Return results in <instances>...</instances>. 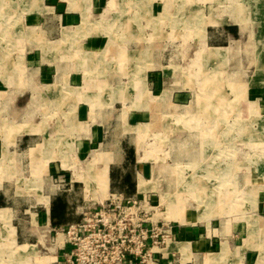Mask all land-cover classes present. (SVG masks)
Masks as SVG:
<instances>
[{"label": "rangeland", "instance_id": "1", "mask_svg": "<svg viewBox=\"0 0 264 264\" xmlns=\"http://www.w3.org/2000/svg\"><path fill=\"white\" fill-rule=\"evenodd\" d=\"M63 1L69 5L70 10L78 9L83 14L81 28L87 27L90 31L95 26L102 27L110 34L111 44L133 39L131 32L140 38L139 41H143L142 38L148 33V38L156 45L157 48L155 46L154 48L157 52L164 54L169 52L166 56L161 54L162 59L164 58L162 64L169 65L173 71L179 72V77L182 76L183 79L180 84L184 91L191 96L196 95L205 112H209L210 102L214 101L218 93L226 92L224 85L219 86L222 84L220 80L222 75L219 72L228 71L224 70L223 64L212 71L208 67H201L202 62L206 65L204 60L217 59L226 51V48L222 47H206L204 39L206 16L210 20H215L225 13L223 10L227 8L232 14L243 12L244 23L241 26L251 30L252 34L255 32L261 35L259 21L264 15V0H168L164 2L166 6L158 16L157 13L152 14L149 9L150 4L156 0H116V4L111 0L109 6L99 9L88 8L92 0ZM44 5L49 6L46 0H0V144L6 135L4 138L6 147L9 144L8 140L15 138L18 114L10 110L8 102L11 98L8 96V88L4 85H7V82L12 83L11 87L13 82L18 81L27 88L29 66L25 61L22 64L23 58L21 59L19 53L22 51L26 55L25 46L29 45L28 42H34L35 35H40L35 32L31 16L40 12L42 16L40 25L47 22L48 25H53V16L44 14L47 11ZM88 9L90 15L86 13ZM94 10L96 12H93ZM62 32V44L64 42L71 44L77 38V32ZM191 42L194 45L193 49L190 46ZM195 45L199 47L198 52L195 51ZM245 46L243 51L231 50V53L226 54L224 63L229 65L230 61L242 57L249 66L242 72L243 75L253 76L256 72L254 59L257 56V71L260 75L264 72V35L262 38L253 36L252 40L248 39ZM61 47L62 45L49 46L48 50H59ZM256 48L258 52H255ZM149 52L144 50L142 60L140 59L141 66L145 63L142 61L150 59ZM221 61L220 63H223ZM144 70L145 68L140 69ZM209 74H215L214 79L203 81ZM200 79L202 83H198ZM137 81L138 99L145 101L147 87L140 76L137 77ZM193 81H196V84ZM253 83H250L251 89L256 85L255 80ZM58 88L65 102L73 93L80 90L68 85ZM125 89V86L112 87V101L115 99L124 101L122 92ZM209 90L213 92L209 93ZM254 103L248 116L225 117L214 122L203 118L188 121L179 116H155L149 120L150 122L128 125L126 130L124 129L123 137L132 142L137 157L145 165H165L170 136L197 132L191 138L200 141L201 160L178 163L169 168L171 170L169 173H172L170 176L176 177L177 183L173 186L172 192L162 195L161 211L166 213L163 216L159 214L155 216V219L162 217L166 221L173 219L181 223L179 218L184 216L185 208H188L199 214L195 216L196 220L204 221L205 224L211 220L214 228L219 229L216 236L217 249L194 260L196 263L190 264H243V254L245 264H264V210L258 209L257 206L259 200L264 199V110L261 107L259 109L261 105L257 104V100ZM75 107L76 104L73 103L67 110H61V113H65V118L57 117L58 123L62 121L65 123L66 118L69 120ZM222 107L225 109L224 105ZM48 118L45 116L44 121ZM27 121L30 124L35 123L33 114L30 116L28 114ZM188 123L191 126L190 131L187 129ZM61 137L59 133L54 140L55 143L43 146V149L46 147L45 149L55 151H47L44 155L45 160L53 159L49 167L42 165L41 146L40 148L31 146L32 148L28 149L29 146L27 148L24 145H13L9 150L4 151L3 148L0 152V188L6 191L10 197L9 202L15 207L14 210L0 208V264H54V259L59 258L64 236L61 234L57 236L52 230L54 228L52 223L45 220V215L36 214L39 212V204L49 205L50 197L44 195L48 193L45 191L38 193L37 188L42 185V178L44 181V176L49 175L50 168L66 171L72 179L85 183V189L75 190L74 195L72 193L74 198L79 200L76 202L79 208L74 210L76 211L74 220L83 216L84 209L98 205L109 196L105 190L103 176L109 160H106L102 174H97L95 173L97 163L103 160L101 153L93 155L92 161L91 157H87L80 162L75 157L73 143H63L60 141ZM94 153L96 152L93 151ZM190 155L188 152L187 156ZM60 159L62 165L72 171L62 168ZM239 174L246 177V182L239 186V192H234L237 189ZM147 184L144 194L151 190L149 182ZM144 185V178H140L139 186ZM152 188L159 191L158 188ZM239 194L241 198L238 199L236 195ZM27 205L31 207L28 208ZM21 207L26 208L24 213H21L22 210L19 211ZM172 208L178 212L172 211L174 213L172 214L170 211ZM188 221L192 222L191 219L185 222ZM173 222L171 220L169 225L172 226ZM14 226L21 233H18L20 237L16 235ZM224 228L225 234L222 231ZM169 250L180 251L186 256L190 254L191 248L187 241L168 242L162 251ZM174 257L177 256H171L169 259Z\"/></svg>", "mask_w": 264, "mask_h": 264}, {"label": "crops", "instance_id": "2", "mask_svg": "<svg viewBox=\"0 0 264 264\" xmlns=\"http://www.w3.org/2000/svg\"><path fill=\"white\" fill-rule=\"evenodd\" d=\"M110 1L92 0L91 6L89 5L88 8L99 9L107 6ZM167 1L156 0L152 2L149 6L152 14L160 15L166 6L164 2ZM113 2L116 4V0ZM46 3L49 6L44 5L45 10H47H44V14L53 16V25H48V22L40 25L42 18L40 12L31 16V23L34 24L35 32L40 33V35H35L34 42H28L29 45L25 46L26 55L22 51L19 53L22 56L21 59L23 58L22 64L25 61L29 66L27 88L18 81L13 82L11 87L12 83L7 82V85H4L8 88V96L11 98L8 102L10 110L17 112L18 117L15 125L17 128L15 138L8 140L9 144L6 147L4 142L6 135H4L1 139L0 152L3 148L4 151L9 150V147L13 145H24L27 148L29 146L28 149L33 146L34 148L41 146L43 149V146L55 143L54 140L61 133L60 141L73 143L75 157L80 162L87 157H91L92 161V157L101 153L103 160L98 161V168L95 169V173L102 174L106 160H109L103 175L105 190L109 194L114 192L127 198L141 197L146 192L145 187L149 182L151 190L146 194L150 196L153 203H157L161 202L162 195L172 192L173 186L177 183V178L170 176L172 173H169V168L178 163L201 160L200 141L191 138L197 132L170 136L165 165H145L137 157V151L132 146V142L123 137L124 129L126 130L128 125L150 122L149 120L154 119L155 116H179L188 121H198L203 118L213 122L225 117H243L249 115L252 104L255 105V100H257L258 105H261L259 109L261 107L264 110V72L258 74V57L256 56L254 59L256 72L253 76L243 75L242 72H245L249 66L242 57L230 61L229 65L224 63L226 54L231 53V50L234 52L237 49L241 51L246 47L245 44L248 39L252 40L253 36L262 38L264 19L261 18H264V15L260 21L258 20L261 22L259 23V27L262 28L260 30L261 35L255 32L252 34L251 30L241 26L244 23L242 17L245 13L243 12L232 14L227 8L223 10L225 13H222L215 20H210L206 16L204 36L206 47H222L226 48V51L217 59L204 60L206 65L202 62L201 67H208L212 71L220 68V64H223L224 70L228 71L219 72L222 75L220 79L222 84L219 86L224 85L226 92L218 93L214 97V101L210 102L209 112H205L204 106H201V101H198L196 95L194 97L193 94L191 96L184 91V87L180 84L182 76L179 77V72L173 71L169 65L162 64L164 52L156 51L157 47L149 40L148 33L142 38L143 41H139L140 38L131 32L133 39L121 41V43L114 45L111 44L110 34L102 27L95 26L90 31L87 27L81 28L83 14L78 9L70 10L69 5L65 4L63 0H46ZM86 13L90 15L89 9L86 10ZM226 20L230 22H226ZM62 31L77 32V38L71 44L70 42L62 44ZM54 45L58 47L62 45V47L59 50H48L49 46ZM198 45H195L196 52L199 50ZM190 46L192 49L194 48L193 42ZM74 47L77 48L73 49ZM144 50L150 51V59L148 57L150 61L145 59L142 61L145 62L144 65L141 66L140 59ZM256 51L258 52V48L255 49ZM259 51L261 52L262 48ZM166 55H169V52H165L164 56ZM220 60L223 63H220ZM141 68H145V70L140 71ZM139 76L143 78L144 85L147 87L145 101L138 99L137 84L139 82L137 77ZM214 76L215 74L206 75L203 81L212 80ZM254 80L256 85L251 89L250 83L254 84ZM195 82L193 81L194 84H196ZM3 83L5 82L3 81ZM198 83H202L201 79L198 80ZM64 85L80 88L78 92L71 95L67 102L62 98L58 88H62ZM114 86H125L126 89L122 92V96L125 97L124 101L120 99L112 101V87ZM210 92L213 91L209 90ZM223 102L225 104H222ZM73 103L76 104V107L69 120L66 118L65 123L63 121L58 123V118L65 114L61 113V110H67ZM223 105L225 109H223ZM70 109L71 107L69 111ZM57 112L58 114H56ZM28 114L29 116L33 114V122L35 123L30 124L27 121ZM45 116L49 117L46 121H44ZM187 129L188 131L191 130L190 123H188ZM68 146L70 147V145ZM44 149L41 152L42 165L49 167L53 159L45 160L44 155L47 151H55L50 148ZM93 151L96 153L93 154ZM188 152L191 153L190 156H187ZM60 160L62 168L72 171L65 168L62 165V159ZM50 169L52 171L50 170L48 176H44V181L42 178V185L37 188L38 193L40 191L48 193L44 195L50 197L49 205L39 204V212L36 214H43L46 221L49 223L51 221L56 222L59 225L80 220L82 217L74 220L76 213L74 210L79 208L76 203L79 200L75 199L73 195L75 190L85 189V183L78 179H72L66 171L58 168L55 170L53 167ZM237 177L238 185L234 192H239V186H243L246 182L245 176L239 174ZM140 178L145 180L144 187L139 186ZM95 185L100 188L96 183ZM152 187L158 188L159 191L152 190ZM236 196L238 199L241 198L240 194ZM9 198L6 191L0 188L1 209H15L14 205L9 202ZM27 206L28 208L31 207V205ZM51 206L53 209L50 214ZM257 206L258 209L264 210V199H260ZM19 211L24 213L26 208L21 207ZM185 215L192 222L182 224L170 219L174 221L171 226L173 238L170 241L175 243L187 241L191 247L190 254L183 256L181 252L172 250L163 252L164 246L153 253L154 260L159 264H166L168 261L175 264L196 263L197 261L194 260H198L204 254L209 255L211 251L217 249L218 240L216 236L219 229L214 228V223L211 220L208 224H205L204 221L199 222L195 218L199 214L188 208H185ZM14 228L16 235L20 237L17 227L14 226ZM222 231L224 233L226 228ZM171 256L177 257L170 260ZM244 257L243 254V259ZM243 259L242 263L245 264Z\"/></svg>", "mask_w": 264, "mask_h": 264}, {"label": "built area", "instance_id": "3", "mask_svg": "<svg viewBox=\"0 0 264 264\" xmlns=\"http://www.w3.org/2000/svg\"><path fill=\"white\" fill-rule=\"evenodd\" d=\"M162 208L147 194L127 198L110 193L98 205L84 209L80 220L52 228L57 236H64L61 254L53 263L159 264L153 253L173 238L171 220L154 217L163 216Z\"/></svg>", "mask_w": 264, "mask_h": 264}, {"label": "bare ground", "instance_id": "4", "mask_svg": "<svg viewBox=\"0 0 264 264\" xmlns=\"http://www.w3.org/2000/svg\"><path fill=\"white\" fill-rule=\"evenodd\" d=\"M173 195H174V194H173ZM216 205H217V204H216ZM170 211H171L172 214H174L173 212H178V211L174 210L173 208H172V210H170ZM172 211H173V212H172ZM196 218H197V217H196ZM179 219H180V221H181V223H182V222L187 221V220L189 219V217L187 218L186 215H185V216H182V218H179ZM188 222H189V221H188ZM168 242H173V241H168ZM168 242H167V243H168ZM166 246H167V245H166ZM166 246H165V247H166ZM190 248H191V247H190ZM163 249H164V248H163ZM183 249H184V248H183ZM183 249H181V250H183ZM169 251H171V250H169ZM172 251H173V250H172ZM179 252H180V251H179Z\"/></svg>", "mask_w": 264, "mask_h": 264}, {"label": "trees", "instance_id": "5", "mask_svg": "<svg viewBox=\"0 0 264 264\" xmlns=\"http://www.w3.org/2000/svg\"><path fill=\"white\" fill-rule=\"evenodd\" d=\"M52 209H53V207L51 206V208H50V214H51V212H52ZM51 223H52V225H53L54 228H58V227H60V226H63V225H59V224H57L56 222L54 223V222L51 221ZM72 223H73V222H72ZM64 225H66V224H64Z\"/></svg>", "mask_w": 264, "mask_h": 264}]
</instances>
